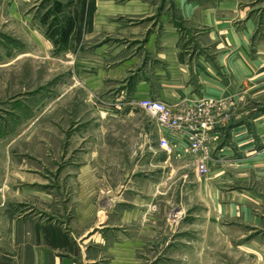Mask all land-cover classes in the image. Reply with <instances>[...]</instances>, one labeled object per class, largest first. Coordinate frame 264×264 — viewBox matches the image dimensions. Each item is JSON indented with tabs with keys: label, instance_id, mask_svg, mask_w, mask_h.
<instances>
[{
	"label": "crops",
	"instance_id": "1",
	"mask_svg": "<svg viewBox=\"0 0 264 264\" xmlns=\"http://www.w3.org/2000/svg\"><path fill=\"white\" fill-rule=\"evenodd\" d=\"M27 1L0 0L4 7L0 19L29 31L35 49L42 45V27L31 24ZM59 1L66 5L59 14L64 23L75 12L83 15L76 24L80 34H70L64 48L54 47L75 55L70 44L76 37L81 40L77 53L82 80L91 77L85 85L95 98L93 108L99 99L106 100L96 106L101 116L95 122L103 126L98 142L110 141L104 135L105 124L133 120L143 112L136 103L146 98L178 112L216 101L230 111L229 121L221 120L213 131L215 150L203 181L193 166L195 158L180 159L178 163L186 167L171 165L172 154L159 145L161 138H169L177 145L173 153L177 156L185 144L183 134H170L153 122L143 127L141 134L131 137L137 158L126 173L116 163L122 157V137L113 135L119 160L112 170L115 175L123 173L124 188L106 176L102 180L87 176L104 171L101 168L67 171L78 174L72 184L101 190L103 207L97 217L91 206H85L88 216L83 207L78 217L25 213L21 208L25 195L42 199V184L10 183L9 168L1 167L0 264H139V249L147 247L139 234L145 241L153 236L147 207L154 204L155 193L165 197L170 177L178 174L181 197L208 199L215 224L220 222V228L232 234L229 250H240L241 255H235L241 256V264H264V0H75L80 3L76 11ZM45 40L53 45L51 38ZM106 190L116 191L114 200L108 199L110 208L124 203L122 190L130 191L134 212L107 217ZM213 228L217 233L219 227ZM195 243L182 241L172 250H177L178 258L188 249L198 253L201 248Z\"/></svg>",
	"mask_w": 264,
	"mask_h": 264
},
{
	"label": "rangeland",
	"instance_id": "2",
	"mask_svg": "<svg viewBox=\"0 0 264 264\" xmlns=\"http://www.w3.org/2000/svg\"><path fill=\"white\" fill-rule=\"evenodd\" d=\"M56 1L28 0L25 5L31 24L34 22L38 27L40 23L42 27V45L36 44L35 49L29 40V31L23 32L9 23L2 24L0 19V168H9L10 183L25 186L42 184V199L25 195L26 205L21 207L22 210L26 208V211L23 210L25 213L36 217H78L83 207V215L88 216L89 211L85 210V206H91L96 211L93 217H97L99 209L103 207L98 197L101 190L92 187L81 189V185L72 184L76 183L78 174L67 173L68 169L72 171V168L81 166L104 169L87 176L100 180L106 176L110 183L124 188L123 173L115 175L112 170L115 161L119 160L113 150L112 136L119 134L122 137V157L116 163L126 173L137 158L131 150L135 144L131 137L141 134L143 127L155 122L143 111L133 120L130 118L105 124L104 135H109L110 141L98 142L97 137L103 126H98L95 120L101 116L97 107L103 106L100 102L104 98L102 100L100 97V102H96L99 105L93 108L95 98L92 97L93 93H88L85 85L91 77L85 76L82 80L81 59L77 53L81 40L78 41L76 37L70 44L75 55L56 52L54 42L52 47L45 40V36L49 38L55 27L64 24V16L56 14ZM61 1L69 4V7L73 6L74 11L80 9L79 1L77 4L75 0ZM3 9L0 2V18ZM89 9L92 10L91 7ZM47 14L51 16L46 22L44 17ZM229 115L230 111L224 106L212 110L217 123L229 121ZM105 144L111 145L109 150L103 148ZM172 156L171 165L186 167L178 163L184 156ZM187 157L195 158L193 166L196 174L203 178L202 181L208 177L210 170L208 174L198 170L199 157ZM1 181L2 178L0 184ZM69 182L71 184L68 185ZM170 182V190L165 197L155 193L154 204L147 207V214L153 217V236L148 235L145 241L144 236L139 234L143 245L147 244V247L139 249V264H241V256L235 255H241L240 250H229L232 234H226L224 228H220V222L215 224V216L210 215L208 199L181 197L182 177L179 174L172 175ZM104 192L107 193L105 204L110 208L108 199L110 197L113 201L116 191ZM122 193L124 203L107 208V217H120L136 209L131 205L130 191L122 190ZM141 210L140 213H144ZM215 226L219 227L217 233L213 228ZM189 240L199 243L196 249L200 247V252L188 249L187 255L178 258L177 250H172V247L176 248L182 241Z\"/></svg>",
	"mask_w": 264,
	"mask_h": 264
},
{
	"label": "built area",
	"instance_id": "3",
	"mask_svg": "<svg viewBox=\"0 0 264 264\" xmlns=\"http://www.w3.org/2000/svg\"><path fill=\"white\" fill-rule=\"evenodd\" d=\"M101 103L106 104L105 101H101ZM136 104L163 130L170 134H183L185 144L181 147V153H178L177 156L193 155L199 157L198 170L202 174H208L209 167L207 163L211 160L212 153L215 150L213 142L216 139L213 131L220 123H217L213 118L212 110L225 106V104L216 101H202L195 108L183 112H177L164 102L155 99H142ZM160 147L171 155L177 145L165 137L161 138Z\"/></svg>",
	"mask_w": 264,
	"mask_h": 264
},
{
	"label": "trees",
	"instance_id": "4",
	"mask_svg": "<svg viewBox=\"0 0 264 264\" xmlns=\"http://www.w3.org/2000/svg\"><path fill=\"white\" fill-rule=\"evenodd\" d=\"M65 7L66 5H63L59 0H57L55 3L56 14H62L64 12ZM50 16V14H47L44 17V21L47 22V19H49ZM67 19L68 20L65 21L63 26L59 28L55 27V30L48 35L49 38L53 40L55 47L64 48L70 34L75 33L76 35H79L81 32V27H76L77 22L79 23L81 20H83V15H81V13L75 12L72 17H68Z\"/></svg>",
	"mask_w": 264,
	"mask_h": 264
}]
</instances>
